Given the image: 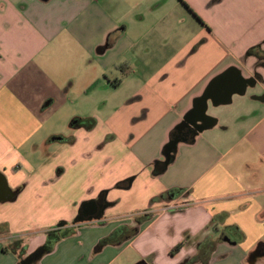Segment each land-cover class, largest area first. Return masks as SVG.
<instances>
[{"label":"crops","instance_id":"crops-1","mask_svg":"<svg viewBox=\"0 0 264 264\" xmlns=\"http://www.w3.org/2000/svg\"><path fill=\"white\" fill-rule=\"evenodd\" d=\"M256 45L264 0H0V264H264Z\"/></svg>","mask_w":264,"mask_h":264},{"label":"trees","instance_id":"trees-1","mask_svg":"<svg viewBox=\"0 0 264 264\" xmlns=\"http://www.w3.org/2000/svg\"><path fill=\"white\" fill-rule=\"evenodd\" d=\"M112 42V38L109 37L107 39V44H110ZM259 52H262L264 55V52L260 50L259 45L250 47L247 50V53L249 54H255L259 56ZM91 123L88 126H92L94 123V120L91 118ZM179 130H177V128H175L174 130L171 131L170 133V141H174L177 137ZM129 180H123L117 183V186H127ZM94 202H99L101 204V201H94ZM103 204V203H102ZM84 206V205H82ZM145 216L148 215L144 214ZM79 215L76 217L78 218ZM146 218V217H144ZM77 223V220L74 219L71 222V226L69 225H65L66 223H61L58 224L52 228H48L46 230V240L43 244H41L40 246H38L34 251H32L31 253H29L28 255H26L23 259H21L20 261L17 262V264H34L36 261H38L44 254L50 252L54 246V243L61 237H64L66 235H68L70 232L73 231V227L74 225ZM63 229L61 233L57 232L59 229ZM133 232V231H132ZM103 244H105V239H102L98 242L97 247L102 246ZM216 245V241L212 240V239H206L205 241H203L200 244L199 247V252L197 253V255L193 258H191L190 260H188L187 262H185L184 264H191L193 261L195 260H201L202 262H207L209 259V256L211 254V252L214 250V247ZM18 246V243H15V247L12 248L13 251H16V248ZM181 246V243H178L172 250L171 253H174L175 251H177ZM21 254H24V250H22Z\"/></svg>","mask_w":264,"mask_h":264},{"label":"water","instance_id":"water-1","mask_svg":"<svg viewBox=\"0 0 264 264\" xmlns=\"http://www.w3.org/2000/svg\"><path fill=\"white\" fill-rule=\"evenodd\" d=\"M211 88L208 89L206 91V93L198 99V101L194 104V109H192L191 111H189L187 113V115L184 117V120L190 122V118L191 116L198 111L199 115H198V119L200 121H204V120H207V121H210L209 125H212L214 123V120L211 118V117H208L206 114H205V110H206V101H207V98H208V95L210 94V91H211ZM228 96H230V94L228 93ZM197 110V111H196ZM203 127H206V125H204ZM176 144V141H172L169 145L170 147L171 146H174ZM11 192L10 189L7 187L6 183L4 182V180H1L0 182V192L3 193V192ZM92 205H93V202H90V203H87V207L84 209V211L86 212L85 215L83 217H78L79 220H83V219H87L89 218L90 216L92 215H96V213H93L91 212L92 211ZM90 213V214H89ZM62 228L59 229L57 232L61 233L62 232Z\"/></svg>","mask_w":264,"mask_h":264},{"label":"flooded vegetation","instance_id":"flooded-vegetation-1","mask_svg":"<svg viewBox=\"0 0 264 264\" xmlns=\"http://www.w3.org/2000/svg\"><path fill=\"white\" fill-rule=\"evenodd\" d=\"M204 123H205V121H200L199 123H194L191 126L185 127L184 130H183V133H185V134L186 133H191V132H193L195 130V128L201 126ZM86 205L84 204V206L81 208V210L79 212V216L80 217H83L85 215L86 212L84 211V209L87 207ZM92 207L93 208H92L91 212L96 213L98 211V209L100 208V203L99 202L98 203L97 202H93Z\"/></svg>","mask_w":264,"mask_h":264},{"label":"rangeland","instance_id":"rangeland-1","mask_svg":"<svg viewBox=\"0 0 264 264\" xmlns=\"http://www.w3.org/2000/svg\"><path fill=\"white\" fill-rule=\"evenodd\" d=\"M67 122H68L67 124L69 125V124H70V121H67ZM67 129H68V128H67Z\"/></svg>","mask_w":264,"mask_h":264}]
</instances>
